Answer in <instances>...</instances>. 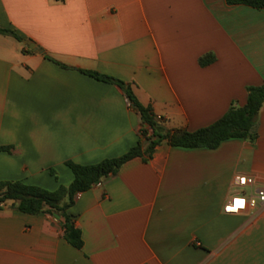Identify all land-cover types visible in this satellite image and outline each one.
Instances as JSON below:
<instances>
[{"label": "crops", "instance_id": "1", "mask_svg": "<svg viewBox=\"0 0 264 264\" xmlns=\"http://www.w3.org/2000/svg\"><path fill=\"white\" fill-rule=\"evenodd\" d=\"M0 28L41 49L0 33V145L11 146L0 181L54 190L73 179L66 160L144 142L122 89L80 69L130 84L167 130L207 126L264 82V8L225 0H0ZM257 133L215 149L162 141L147 162L128 161L67 210L81 249L59 214L2 203L0 264H264V204L223 210L264 188V103ZM239 174L254 183L238 186Z\"/></svg>", "mask_w": 264, "mask_h": 264}, {"label": "trees", "instance_id": "2", "mask_svg": "<svg viewBox=\"0 0 264 264\" xmlns=\"http://www.w3.org/2000/svg\"><path fill=\"white\" fill-rule=\"evenodd\" d=\"M225 1L229 5L242 4L257 9L264 8V0ZM0 33L11 35L17 41L23 40L14 30L8 28H0ZM211 59V55H206L200 59V62L206 64ZM80 71L96 80L115 84L122 89L129 104L140 117L139 132L144 142L138 140L124 154L105 158L93 164H80L66 160L65 165L71 170L73 179L70 184H60L54 190L21 180L0 181V205L6 201H12L17 211L26 214L41 212L59 214L63 219V238L77 249L83 246L81 230L75 225L72 214L67 210L73 205L78 193L85 192L97 182L116 175L128 161L139 157L143 162H147L152 157L155 147L162 141L175 147L215 149L224 140L242 139L253 142L258 137V112L264 103V82L258 86H248L244 105H231L220 118L207 126L194 131L167 130L156 121L151 106L139 101L130 84L94 70L80 69ZM10 149L11 146L0 145V151L9 152ZM50 174L55 173L50 170Z\"/></svg>", "mask_w": 264, "mask_h": 264}, {"label": "built area", "instance_id": "3", "mask_svg": "<svg viewBox=\"0 0 264 264\" xmlns=\"http://www.w3.org/2000/svg\"><path fill=\"white\" fill-rule=\"evenodd\" d=\"M235 183L238 186L244 187L247 185H252L254 183V179L251 175L239 174L235 176ZM100 184L101 181L97 182L95 185ZM79 194L80 193H78L76 197ZM258 203L264 204V188H256L253 194H250L248 196L235 195L231 197L225 203L223 210L226 213H240L242 211H245L248 207H255Z\"/></svg>", "mask_w": 264, "mask_h": 264}, {"label": "water", "instance_id": "4", "mask_svg": "<svg viewBox=\"0 0 264 264\" xmlns=\"http://www.w3.org/2000/svg\"><path fill=\"white\" fill-rule=\"evenodd\" d=\"M23 43H25V44H28V45H29V47H31V48H33V49H35V50H37V51L41 52V49H40V48H38V47H36V45H35L34 43H32V42H29V41H27V40H23Z\"/></svg>", "mask_w": 264, "mask_h": 264}, {"label": "bare ground", "instance_id": "5", "mask_svg": "<svg viewBox=\"0 0 264 264\" xmlns=\"http://www.w3.org/2000/svg\"><path fill=\"white\" fill-rule=\"evenodd\" d=\"M231 209V208H230Z\"/></svg>", "mask_w": 264, "mask_h": 264}]
</instances>
